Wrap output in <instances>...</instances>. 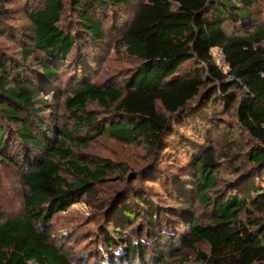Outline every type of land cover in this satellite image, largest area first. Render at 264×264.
<instances>
[{"label":"trees","instance_id":"16d2710c","mask_svg":"<svg viewBox=\"0 0 264 264\" xmlns=\"http://www.w3.org/2000/svg\"><path fill=\"white\" fill-rule=\"evenodd\" d=\"M23 1L28 50L20 59L0 51V155L29 165L21 177L26 216L3 221L0 205V264H71L45 226L112 175L126 183L87 237L93 261L165 264L180 249L206 245L197 262L264 264V0ZM17 2L0 0V19ZM106 21L121 33L110 48L124 49L132 66L96 84L89 78L103 57L98 46L107 45ZM65 88L70 129L38 118L45 100L37 90L53 97ZM222 121L239 137L227 159L214 137ZM91 134L141 143L147 156L126 179L106 160L79 161L66 145L82 146ZM16 145L23 157H13ZM198 208L208 210L201 222Z\"/></svg>","mask_w":264,"mask_h":264},{"label":"rangeland","instance_id":"374dc122","mask_svg":"<svg viewBox=\"0 0 264 264\" xmlns=\"http://www.w3.org/2000/svg\"><path fill=\"white\" fill-rule=\"evenodd\" d=\"M23 0L17 3L7 4L5 6V14L0 19V51H4L9 54V57L13 59H20L22 52L28 50V44L25 43V37L22 36L21 30L28 25V21L25 15V6H23ZM110 24L106 21L103 29L106 30L104 35V41L107 44L99 45L104 53L99 62V65L94 74L89 78L90 82L100 84L104 81H114L120 77L126 69L132 66V60L126 55L124 49H120L118 53H115L113 48H110L113 42L118 40L121 36L119 29L116 27L109 28ZM233 29L226 28V32L234 34ZM22 36V37H21ZM24 41V43L20 42ZM212 56L216 64L222 67V58L220 52L217 50L212 51ZM31 63H34V59ZM27 62L31 61V58L26 59ZM225 70V67H222ZM62 85V83H60ZM42 90V93L40 92ZM45 90H37L38 99L45 100V104L41 107L42 112L38 118L45 120L48 125L50 123H57L59 127H72L64 110V94H67V88L62 91H57L56 95L45 96ZM46 92V91H45ZM90 110L97 113V117L102 118L105 112L95 105L89 106ZM36 118V117H34ZM222 118H227L222 116ZM220 133L215 134L214 137L217 140L216 148L223 155L226 154V150L233 151V146L237 145L239 137L235 135L231 130L225 129V124L222 121L220 125ZM232 132V133H231ZM67 134L72 136L70 130ZM224 134V135H222ZM86 134L83 133V136ZM221 137H220V136ZM52 138V136H51ZM66 148L71 150V155L76 157L79 161H84L89 164H95L102 159L111 162L115 167L122 168L125 174V179L131 173V168H136L139 164L143 163V159L146 158L147 152L143 148L142 144H124L112 139L106 135L91 134L89 139L85 140V144L82 146H69ZM17 146L14 148L13 153L23 157L25 151L23 148ZM32 151V150H31ZM25 153H27L25 151ZM32 155H37L38 158L44 157L46 153L32 151ZM35 157V156H34ZM33 159V158H32ZM222 159H227L224 155ZM20 160V159H19ZM34 160V159H33ZM58 166L59 175L67 182H73L75 180L73 174L65 165L64 161H59L58 158L53 160ZM28 164L18 162L16 165L6 160L0 155V205L1 212L3 214V221L22 219L26 216L24 206L25 187L21 184V177L28 168ZM123 178H119V175L106 176L100 183H95L92 190L84 195L78 203L72 205L67 210L55 214L46 224V231L50 237V240L55 244L56 248L61 253L66 255L71 264H99L97 261H93V258H88L86 255L91 248V240H87V237L92 234H96L94 226L96 223L103 221L104 207L107 206L112 199L114 190L124 185ZM217 188V187H216ZM118 199V198H117ZM168 204L174 205L168 201ZM178 206V205H177ZM194 218L200 222L208 215L207 211H198ZM183 230H185L184 227ZM122 237H126L125 233ZM93 241L94 249L101 246L102 242ZM93 249V250H94ZM196 250L201 252H207L206 245H196L195 249H180L179 253L174 256H167L165 258V264H203L197 262ZM87 252V253H86ZM96 254V253H94ZM106 262V258H104ZM102 260H100L101 262ZM111 264V260L109 261ZM159 264V262H156Z\"/></svg>","mask_w":264,"mask_h":264},{"label":"built area","instance_id":"2783aa9c","mask_svg":"<svg viewBox=\"0 0 264 264\" xmlns=\"http://www.w3.org/2000/svg\"><path fill=\"white\" fill-rule=\"evenodd\" d=\"M220 54H221V53H220ZM221 58H222V55H221ZM213 59H214V58H213ZM214 62H215V60H214ZM215 64H216V62H215ZM216 65H217V64H216ZM217 66H218V65H217ZM219 67H220V66H219ZM222 67H225V66H224L223 58H222ZM222 67H221V68H222ZM224 71H226V67H225V70H224ZM232 79H233V78H232Z\"/></svg>","mask_w":264,"mask_h":264}]
</instances>
